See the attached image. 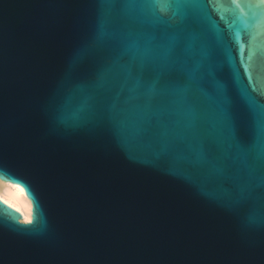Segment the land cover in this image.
I'll return each instance as SVG.
<instances>
[{"label":"water","instance_id":"1","mask_svg":"<svg viewBox=\"0 0 264 264\" xmlns=\"http://www.w3.org/2000/svg\"><path fill=\"white\" fill-rule=\"evenodd\" d=\"M137 2L0 0V264H264V6Z\"/></svg>","mask_w":264,"mask_h":264},{"label":"snow or ice","instance_id":"2","mask_svg":"<svg viewBox=\"0 0 264 264\" xmlns=\"http://www.w3.org/2000/svg\"><path fill=\"white\" fill-rule=\"evenodd\" d=\"M113 2H119V0H113ZM129 3L138 4L139 6L143 7L144 4L137 2V0H127ZM229 3L239 7L241 3H245L249 9H256V12L253 14L252 19H256L258 15L261 14V6H264V0H257L256 3H252L251 0H228ZM162 4V13H164L163 9L168 8H182V7H189L192 4V0H157V6L160 7ZM145 54H147V50H145ZM138 119H143V115H138ZM264 141V115L261 117V123L259 127L258 133V142L261 143ZM264 165V162H261ZM27 223H31L32 221L29 219L26 221Z\"/></svg>","mask_w":264,"mask_h":264},{"label":"bare ground","instance_id":"3","mask_svg":"<svg viewBox=\"0 0 264 264\" xmlns=\"http://www.w3.org/2000/svg\"><path fill=\"white\" fill-rule=\"evenodd\" d=\"M0 200L19 211L23 216V222L31 220L32 204L21 187L0 182Z\"/></svg>","mask_w":264,"mask_h":264}]
</instances>
